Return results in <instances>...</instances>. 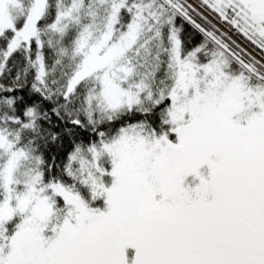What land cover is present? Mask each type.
<instances>
[{
  "label": "snow or ice",
  "instance_id": "1",
  "mask_svg": "<svg viewBox=\"0 0 264 264\" xmlns=\"http://www.w3.org/2000/svg\"><path fill=\"white\" fill-rule=\"evenodd\" d=\"M0 264H264V0H0Z\"/></svg>",
  "mask_w": 264,
  "mask_h": 264
}]
</instances>
